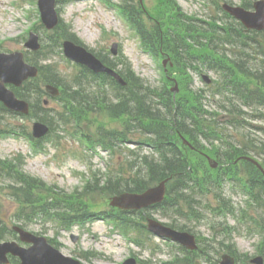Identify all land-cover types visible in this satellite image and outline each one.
<instances>
[{
  "label": "rangeland",
  "instance_id": "obj_1",
  "mask_svg": "<svg viewBox=\"0 0 264 264\" xmlns=\"http://www.w3.org/2000/svg\"><path fill=\"white\" fill-rule=\"evenodd\" d=\"M110 1L59 0L58 10L63 26L55 32L48 30L42 24L38 0H0V53L22 51L27 57H35L37 64L46 66L49 64L67 81H71L80 73L81 67L64 55L63 47L60 46L63 39L59 38V36L62 37V32H67L71 26L72 33L80 42L106 56L109 60L120 63L118 68H125L129 64L137 76L154 86L165 85L163 80L166 69L169 75L172 72L170 77L177 79L175 68L171 69L169 63L163 65L162 61L165 57L157 56L156 59L146 53L143 49L145 45H141L142 34H139L130 23L121 18L114 7L109 5V3L120 4L131 16H139L148 26H152L154 21L149 17L151 15L149 11L157 13L158 5L156 4L159 0H143L145 11L140 4L141 0H132L134 3H130V7H127L123 0ZM245 1L253 4L255 0H177L186 14L204 19L222 16L223 12L220 11V7L225 2L241 5ZM31 31L40 36L42 47L39 53L25 47ZM257 38L264 39V36L259 35ZM116 42L118 44L117 54L113 55L111 49ZM224 47L230 52L231 50L239 51L231 45ZM254 52L253 48L248 51L241 50V53H250L252 58L257 56ZM45 57L49 60H42ZM204 73L213 80L212 88L208 89L207 93H211L209 92L211 90L217 92L214 82L220 80V74L206 70ZM193 76L196 88H207L198 73L193 72ZM84 81L88 82L87 79ZM36 84H38L37 81L32 84V87H36ZM39 84L44 85L41 82ZM172 87H175V82L169 85V88ZM103 88L107 92L110 90L109 85ZM34 96L37 95L34 94ZM40 96L42 100L49 101L47 108L39 113L51 120L53 130L47 137L36 143L34 142L35 137L28 136L32 133L34 118L17 117L0 108V160L2 162L12 161L15 168H20L21 163H24V170L31 176L43 180L48 187L53 186L60 192L74 195L75 198L79 196L74 204L81 207L82 211L100 210L111 213L108 193L100 190L85 192L83 189L88 183L97 185L92 179L100 175L117 174L123 170L125 173L129 172L127 158L121 149L123 146L117 148L115 152H104L95 142L96 133L103 132L101 127L122 130L124 118L112 117L106 109H98L86 114L79 121H73L74 116L71 114L65 117V122H61L55 114L60 117L59 113L64 105L63 100L55 99L48 93ZM213 96L222 95L217 92ZM212 103L216 105L215 99ZM243 108L246 112L244 116L246 127L241 130L228 127L229 134H234L233 139L238 140H243L244 136H247V140L253 142L255 149L260 152L261 147H264V131L257 126H264V118L252 108L245 106ZM11 128L15 131H11ZM88 138L94 139L93 143L88 142ZM252 154L251 156L262 160L257 154ZM2 162H0V230L4 231L6 228H3L7 224L10 233L6 232V237L1 241L16 239V234L11 231V227L19 224L16 213L19 208H23L22 204L26 202V196L21 190L14 193V190L9 187L11 183L3 170ZM239 172V177L230 181L232 187H227L225 192L227 204L238 208L237 216L215 213L212 208L217 202L213 196H209V201H204L202 208L198 209L201 215L199 218L182 221L186 222L196 234L199 247L205 252V256L197 252L195 256L189 257L179 250L177 244L152 235L149 230L140 227V224L129 223L128 226H124L112 217L113 220L107 221V215L103 216V214V217L97 218L93 223L69 229L63 225L59 216L53 214L49 217L47 215L42 217L39 215L43 210L41 206H26L23 211L29 210L34 216L37 213L35 219L29 222L26 228L45 235L65 255L79 259L84 264H123L130 257H135L137 264H174L178 256L180 257L179 264L185 262L217 264L222 255L228 252L220 246V241H226V244L230 241L235 242L238 253L234 254L236 258H239L237 264H251L250 259L256 256L261 255L264 258V193L254 188V193L259 194L258 201L249 199L250 195L248 196L246 191L250 189V186H245L248 175L241 166ZM36 193L44 196L47 190H38ZM32 194L36 196L34 191ZM61 213L64 214V211L62 210ZM154 215L163 222L172 220L160 212ZM134 220L137 218L134 217ZM178 223L181 224V221ZM73 235L76 237L75 240L72 238ZM127 235L131 236V242L126 237ZM133 237L142 241V247L136 244Z\"/></svg>",
  "mask_w": 264,
  "mask_h": 264
},
{
  "label": "trees",
  "instance_id": "obj_2",
  "mask_svg": "<svg viewBox=\"0 0 264 264\" xmlns=\"http://www.w3.org/2000/svg\"><path fill=\"white\" fill-rule=\"evenodd\" d=\"M124 2L130 7L132 0ZM157 9L152 26L144 24L139 16L132 15V19L154 55L158 56L165 51L174 60L180 82V91L176 95L167 85L153 87L130 70L124 75L128 81L127 86L121 87L113 81L116 100L101 88H85L80 81L81 76L76 77L72 84L55 73L48 76L43 73V77L48 82L63 87L62 117L73 114L74 119L79 121L83 112H92L98 107L105 108L111 116L123 117L125 125V130L122 131L104 130L106 138L110 142L114 139L132 141L140 146L129 149V177H109L100 187L102 191L110 194L143 191L150 184L171 177L169 197L156 208L165 211L175 209L180 214H184L185 209H191V213H194L196 205L213 195L218 202L219 213H236L237 209L227 204L224 187L228 180L237 179L240 166L249 175L252 188L258 189V182H264V176L253 163L246 160L235 162L238 157L255 151L254 143L241 144L239 140L232 139L233 135L229 134L228 128L243 127V105L264 108V39L257 38L259 35L264 36V32L246 30L227 13H224V18L210 20L188 16L172 0H160ZM70 38L76 39L72 34ZM225 45H231L239 51L232 52V56L223 48ZM251 48H255V53L261 55L260 61L257 57L252 58L250 53H241V50L248 51ZM188 67L200 72L205 68L216 70L222 74L223 79L217 86L218 93L223 95L219 96L218 108L209 109L206 101L208 90L191 87L192 80L186 71ZM29 86L17 90V94L27 97L32 96V92H37L39 98L42 94L40 86L37 85L36 91ZM38 98L33 103L34 114L37 113ZM180 134L191 140L196 150L184 145ZM216 141L221 142L224 149L216 146ZM105 143L107 147H111L110 143ZM144 144L146 152L141 150ZM202 151L212 152L224 165L211 169L202 156ZM16 179L23 183L20 189L45 188L42 181L25 174ZM251 193L256 200L257 195ZM25 194L29 197L30 192L25 190ZM54 198V195H49L47 201ZM78 198L79 196L75 200ZM37 200L42 201L40 198ZM57 200L56 198L55 202ZM68 200L67 214H62V210L57 209H61V204L54 209L69 226L82 220L88 212L79 214L72 196ZM34 201L32 197L28 200ZM55 202L52 200L44 205L47 207L46 212L49 210L50 213L52 207L49 205ZM59 202H62L61 198ZM5 236L6 232L0 231V237ZM222 245L236 252L234 244Z\"/></svg>",
  "mask_w": 264,
  "mask_h": 264
},
{
  "label": "water",
  "instance_id": "obj_3",
  "mask_svg": "<svg viewBox=\"0 0 264 264\" xmlns=\"http://www.w3.org/2000/svg\"><path fill=\"white\" fill-rule=\"evenodd\" d=\"M54 0H41V7L43 10V20L45 24L52 28L58 23V17L54 9ZM256 11H249L242 7H232L225 5V8L241 19L248 28L263 29L264 28V0H259L255 3ZM27 45L33 48H38L37 37L32 36V39L27 42ZM65 52L71 58L88 65L95 71H108L118 76L111 69L105 67L103 63L97 59L92 53L88 52L84 47L75 45L70 41L64 43ZM5 55H0V58ZM5 62L0 61V100H2L8 107L23 112L29 111L27 102L17 99L15 93L8 89L5 85L7 82H12L20 85L25 78L36 74V69L23 62L21 53L5 56ZM50 89V87H48ZM57 93V91H55ZM49 128L43 123H35L34 133L37 136H42L48 132ZM187 142V141H186ZM211 160V159H210ZM253 160V159H251ZM212 161V160H211ZM259 165V163L253 160ZM216 166V164L214 165ZM260 166V165H259ZM166 193V180L159 185L149 188L143 193L126 192L116 195L112 198V204L123 208H141L153 203L161 202ZM150 228L160 235L172 237L175 240L182 242L189 248H196L195 236L188 232H178L171 228L165 227L161 223L150 220ZM21 234V239L27 242H33L34 245L30 248L20 247L16 242L0 243V261L7 262L6 254L12 252L21 257L20 264H81L79 261L71 257L63 255L59 250L55 249L47 242L45 237L36 236L28 231L15 227ZM261 264L260 258L255 259ZM135 264L134 260L130 263ZM221 264H235L234 259L225 255Z\"/></svg>",
  "mask_w": 264,
  "mask_h": 264
}]
</instances>
